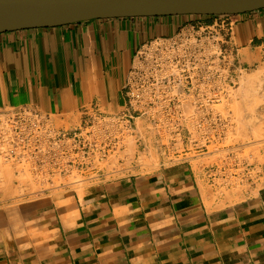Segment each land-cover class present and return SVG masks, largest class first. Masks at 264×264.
<instances>
[{"label":"crops","instance_id":"1","mask_svg":"<svg viewBox=\"0 0 264 264\" xmlns=\"http://www.w3.org/2000/svg\"><path fill=\"white\" fill-rule=\"evenodd\" d=\"M180 18L93 20L0 34V110L33 107L67 129L91 108L119 113L135 48L174 33ZM236 19L238 63L250 65L264 48V10ZM127 26L133 33L124 48ZM131 166L83 200L73 195L75 207L60 208L65 198L34 201L17 221L7 216L0 264H264V143L244 199L224 207L212 202L204 171L191 163L151 173Z\"/></svg>","mask_w":264,"mask_h":264},{"label":"built area","instance_id":"2","mask_svg":"<svg viewBox=\"0 0 264 264\" xmlns=\"http://www.w3.org/2000/svg\"><path fill=\"white\" fill-rule=\"evenodd\" d=\"M236 24V16H213L141 43L126 72L119 113L91 108L76 128L66 129L33 107L0 110V157L37 193L71 190L75 173L101 178L132 168L130 137L141 150L135 160L154 149L162 164H183L220 141L231 125L219 106L230 100L245 70L233 39ZM226 169L208 171L212 185ZM249 172L246 165L247 177Z\"/></svg>","mask_w":264,"mask_h":264},{"label":"rangeland","instance_id":"3","mask_svg":"<svg viewBox=\"0 0 264 264\" xmlns=\"http://www.w3.org/2000/svg\"><path fill=\"white\" fill-rule=\"evenodd\" d=\"M232 16L237 17V15ZM180 17L178 21L179 25L189 22L209 23L213 20V16ZM122 31L124 34L123 47H130V37L133 32L129 26H127V31L125 27L122 28ZM150 39L152 38L147 40ZM257 51L258 57L256 61L251 63L247 59L250 65L246 64L243 66L245 70L241 76L239 87L234 90L228 102L219 106L220 112L224 117H231L230 127L222 131L223 134L220 141L208 144L207 149L198 153H191L189 156L195 157H191L184 162L187 164L191 163L195 166V169L204 171L208 194L212 202L219 200L218 207H224L226 204H235L244 199L243 193L247 190L250 182L249 178L244 173L245 166L249 165V169H251V167L257 165L260 149L263 147L264 48H259ZM57 127L61 126L57 124ZM126 152L130 155L131 165L142 164L143 167L153 169L151 171L145 170V173L154 172L162 166L171 169L181 165L162 164L163 161L155 157L154 149H151L149 152L151 154L150 157L146 158L144 155H141L139 160H135L134 155L141 152V150L136 148L132 137L128 138ZM102 164L103 166L105 165L104 163ZM113 166L114 165L111 164L109 169ZM222 166L227 168L224 170L225 173H220V177L215 180L217 184L212 185V179L208 171ZM106 171L108 172V169H106ZM250 171V175H253V173L255 174L259 170L255 167L253 171ZM75 175L74 178L69 179L70 182L74 183L71 190H54L49 193L42 192L41 196H39V193L34 192L33 189H26L27 187H31L29 182L23 179L18 181L19 178L17 177L16 166L14 170V167L8 163V161L0 157V227L2 226L1 221L6 223L8 218L17 221V216L20 214L21 209L28 203L38 201L42 202V205H44L48 204L51 199L65 198V200L59 201L58 205L60 208L68 209L70 207H75V197L83 200L85 196L90 194L89 191L93 187L100 183L105 184L119 179V177L114 174H108L101 180L91 173L86 176L76 173ZM16 181L18 182L16 183ZM73 195L75 197H73ZM71 203L72 205H69ZM14 226L17 227L16 223Z\"/></svg>","mask_w":264,"mask_h":264},{"label":"water","instance_id":"4","mask_svg":"<svg viewBox=\"0 0 264 264\" xmlns=\"http://www.w3.org/2000/svg\"><path fill=\"white\" fill-rule=\"evenodd\" d=\"M264 10V0H0V34L93 20L225 16Z\"/></svg>","mask_w":264,"mask_h":264}]
</instances>
